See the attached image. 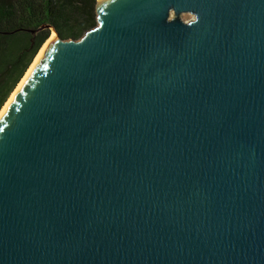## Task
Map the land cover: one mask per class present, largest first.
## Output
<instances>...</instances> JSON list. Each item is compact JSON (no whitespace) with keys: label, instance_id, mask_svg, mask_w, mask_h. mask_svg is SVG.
Returning a JSON list of instances; mask_svg holds the SVG:
<instances>
[{"label":"water","instance_id":"1","mask_svg":"<svg viewBox=\"0 0 264 264\" xmlns=\"http://www.w3.org/2000/svg\"><path fill=\"white\" fill-rule=\"evenodd\" d=\"M96 11L29 30L56 36L0 117V264H264V0Z\"/></svg>","mask_w":264,"mask_h":264},{"label":"trees","instance_id":"2","mask_svg":"<svg viewBox=\"0 0 264 264\" xmlns=\"http://www.w3.org/2000/svg\"><path fill=\"white\" fill-rule=\"evenodd\" d=\"M98 0H0V111L16 90L51 29L63 40H80L97 25Z\"/></svg>","mask_w":264,"mask_h":264},{"label":"bare ground","instance_id":"3","mask_svg":"<svg viewBox=\"0 0 264 264\" xmlns=\"http://www.w3.org/2000/svg\"><path fill=\"white\" fill-rule=\"evenodd\" d=\"M56 36V33L53 32L50 36V38L46 41V43L42 46V48L40 49L39 53L36 55V58L34 60V62L32 63V65L30 66V68L28 69V71L26 72L25 76L23 77L22 81L20 82V84L18 85V87L16 88V90L12 93L11 97L8 99V102L5 104V106L3 107V109L0 111V117L3 114V112L5 111V109L7 108V106L9 105V103L11 102L12 98L14 97V95L16 94V92L18 91V89L20 88V86L22 85V83L24 82V80L26 79V77L29 75V73L31 72V70L33 69V67L35 66V64L37 63V61L39 60L40 56L42 55V53L44 52V50L46 49L47 45L49 44V42L52 40V38Z\"/></svg>","mask_w":264,"mask_h":264},{"label":"rangeland","instance_id":"4","mask_svg":"<svg viewBox=\"0 0 264 264\" xmlns=\"http://www.w3.org/2000/svg\"><path fill=\"white\" fill-rule=\"evenodd\" d=\"M182 18L185 20V21H191L194 19V16L193 15H190V14H183L182 15ZM53 32H51L52 34ZM51 36V35H50ZM11 97V96H10Z\"/></svg>","mask_w":264,"mask_h":264},{"label":"snow or ice","instance_id":"5","mask_svg":"<svg viewBox=\"0 0 264 264\" xmlns=\"http://www.w3.org/2000/svg\"><path fill=\"white\" fill-rule=\"evenodd\" d=\"M27 82V81H26Z\"/></svg>","mask_w":264,"mask_h":264}]
</instances>
